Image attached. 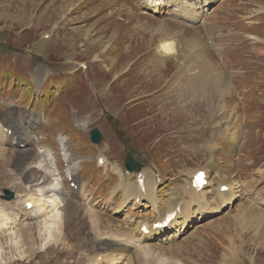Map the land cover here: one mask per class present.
<instances>
[{
	"label": "rangeland",
	"instance_id": "rangeland-1",
	"mask_svg": "<svg viewBox=\"0 0 264 264\" xmlns=\"http://www.w3.org/2000/svg\"><path fill=\"white\" fill-rule=\"evenodd\" d=\"M118 1H124V6H118ZM186 2L184 7L190 5V0ZM211 2L203 4L201 14ZM140 10L131 0H0V121L12 128L19 141L14 143L11 134V138L0 134V210L10 201L2 197L4 188L16 197L29 198V179L53 181L34 167L44 158V149L53 153L51 161H56L59 188L65 195L64 205L62 200L59 205L62 221L51 231L49 214L41 221L31 220L27 209L17 217L9 216L17 223L0 235V264H264V178L254 170L264 168V0H216L210 14L190 21L191 27L184 25L187 30L178 38L176 57L147 81L137 75L139 59L151 45V37L156 38L153 26L171 22L154 18L150 22ZM142 21L149 25L146 31ZM211 34L217 43L211 60L223 74L212 72L209 81L206 73L203 81L200 68L195 67L194 98L183 99L186 90L168 89L171 84L186 87L179 76L175 73L165 80L186 56L191 39L184 40L183 35L196 38L193 46L200 50L199 40L208 45ZM219 51L225 64L219 62ZM156 81L165 93H155ZM147 93L154 95L148 100L150 110L137 102ZM227 114L234 135L244 132L230 143L217 135ZM139 120L153 128L145 137L136 134L133 140H125L130 122ZM95 126L104 136L93 151L90 134ZM61 130L69 137L74 157L91 160L75 168L79 169L76 178L85 181L82 191L70 187L66 177L70 174L60 148ZM218 141L219 150L214 144ZM204 143L214 145L215 152L201 149ZM102 152L113 170L98 164ZM130 158L148 166L155 163L162 171L157 209L148 196L123 204L125 190L115 169L124 168ZM252 160L254 165L249 164ZM206 166L212 182H218V168L226 180L241 182L246 200L232 211L212 210L202 220H190L182 235L169 242L162 235L135 245L140 223L151 225L172 201L188 204L179 185L184 172ZM126 177V184H134L135 176ZM216 188L210 185V197ZM250 188L256 190L247 191ZM222 205L229 204L218 207ZM50 232L52 238L45 244Z\"/></svg>",
	"mask_w": 264,
	"mask_h": 264
},
{
	"label": "bare ground",
	"instance_id": "bare-ground-1",
	"mask_svg": "<svg viewBox=\"0 0 264 264\" xmlns=\"http://www.w3.org/2000/svg\"><path fill=\"white\" fill-rule=\"evenodd\" d=\"M211 1H213V0H190V5H188V7H184L185 5L188 4V2H186V0H144L143 3L145 5V4H147L149 2L148 5L152 6L154 11H156V12H164V11H166V9H168V6L172 2L179 3V5H183L182 9H184V10H180L181 8L177 7V8H175V14L177 16H179V17H182V18H186L187 17L189 19L196 20V19H198V17H200L201 11H204V9H205L203 4H206V3L211 2ZM195 3H197L196 6L198 7V9H196L193 6V4H195ZM126 8H127V6H126ZM63 10H64V8H63ZM9 19H12V18H9ZM162 33L164 35H169V33L167 31H164V30L162 31ZM163 49L166 52H170L173 49V43H165L163 45ZM212 81H213V79H212ZM24 140H26L27 142L29 141L26 138ZM59 140H60V143H61V150L63 152L62 154L65 157V160H66V162L68 164L67 167H66V171L70 175L74 174V171L75 172L77 171V169L75 170V168H76V166L78 165V163L80 162L81 159H77L76 157H74L75 154L72 151L71 152L74 155L70 152V147L66 143V139L64 137H59ZM12 141H13V139H12ZM20 141L24 142L22 139H20ZM41 155H43L44 158L42 160H39L34 165V167H36V168L42 170L44 173H46L47 174L46 177L47 176L52 177L53 181L52 182H47L46 179H39V178L29 179L27 181V187H26L27 194L29 195V198H26V197L22 198V196H17L13 201H6L5 202L6 203V208L0 210V221H2V220L4 221L3 224L0 225V235H2L4 233L3 232L4 230H6L8 228H12L13 226H15V223H17V222H13V220H12L13 218L12 217H17V215L22 211V209L29 210L30 219L33 220V221H41V220L44 219V217H43L44 215L49 214L48 217L51 218L50 219L51 222L49 224H47L49 231H51L53 225H56L57 223L62 221V219L59 217V215H61L59 205L61 204V200H63L65 195L64 196L62 195V193L60 191V188H59V186H61V180L59 182V178L56 176L57 164H56V161L55 162L51 161L52 158H53V153L51 152V150H48V149L41 150ZM102 156H103L102 157L103 163H104V165L107 166L108 160H107V158L104 155H102ZM186 170H188V169H186ZM198 170H200V169H198ZM189 171H190V169H189ZM189 171H185L184 173L189 172ZM197 171L196 170H192L190 172V174H192V175L188 176L186 179H184V184L182 186H180V189L182 191H184L189 196L188 200L185 199L188 202V204L180 205V201L181 200H177L176 202H174V205L170 204V207H169V210L167 211V213L165 215L161 216L153 224L149 225L147 223L144 226L145 228H142L141 224L143 222L140 223V234H139L138 237L135 236V237H137L134 240V242H135L134 244L135 245H136L137 242L142 244L145 241V239L151 240V239H155V238H157L159 236L162 237V235L165 236L164 240L165 239H172L173 237L177 238V236L182 235V231L187 227L188 223L190 222V220L195 215L196 216L199 215L198 218L206 217L208 215L207 213L212 212V210L214 211V208L209 205V200H208V196H207L206 187H204L203 189L200 190V189H198V188L193 186V184H194L193 181H192L193 180V176H194V174ZM119 173H120V176L122 177L121 186L124 187L125 195H126V199L123 201V204H125V202L128 201L129 199H131L132 197L136 201H139V200H141V198L143 196L153 195L154 204L158 207L159 203H158V201L156 199V195H155L156 194L155 193L156 185H157V180L158 179H157V177L155 176V174L152 171L148 172L147 175L145 173H143L144 177H145L144 181H143V184H141V182L140 183L137 182L135 184H129V185L126 184L127 182L125 180V176L123 175L121 170L119 171ZM208 185H211V181L208 182ZM221 185L222 184H220L218 186L217 195H216V197L214 199L216 204H217L216 207H218L219 205H221L223 203H228L229 207L230 206L231 207L234 206L235 202L233 203V201H235V197H241V194L235 195V192H234V189H233L232 185H229V189H230L229 191H225V190H222V189H221L222 190L221 191L219 189ZM239 185H240V183L238 184V186ZM10 191L12 192V190H10ZM172 195H173V193H172ZM9 196H10V194H7V193L4 192L2 197H3V199L6 200V199H9ZM174 196L172 198H174ZM28 203H32V206L30 208L27 207ZM192 204H195L198 208L194 209L191 206ZM262 204H264V202ZM171 214H173L174 217L169 223H167L168 226L166 228H163V226H161V225H158L157 227H154V225L156 223H160L161 224L162 222H164L166 220V218L169 215H171ZM239 215L240 214H238L237 216H239ZM9 216H12V217H9ZM243 216L240 217V218H243ZM17 220H18V218H16V221ZM210 223H211V221H210ZM168 231L170 232L169 234H167ZM50 234H51V232H50ZM51 238H52V234L49 235V237H46L45 244L49 243ZM133 239H132V241H133ZM231 240H232V238H231ZM132 241H129L127 243L128 246L131 245ZM235 245H236V243H235ZM163 264H170V263H166L165 262Z\"/></svg>",
	"mask_w": 264,
	"mask_h": 264
},
{
	"label": "water",
	"instance_id": "water-1",
	"mask_svg": "<svg viewBox=\"0 0 264 264\" xmlns=\"http://www.w3.org/2000/svg\"><path fill=\"white\" fill-rule=\"evenodd\" d=\"M100 139H101V134H100L99 130L97 128H95L93 130V133H92V140L94 142H99ZM127 165H128L129 169L135 168L136 170H139V168H140V165L137 164L134 160H131V161L128 160L127 161ZM4 192L7 193V194H10L9 199L14 197V192H11L8 189H4Z\"/></svg>",
	"mask_w": 264,
	"mask_h": 264
},
{
	"label": "snow or ice",
	"instance_id": "snow-or-ice-1",
	"mask_svg": "<svg viewBox=\"0 0 264 264\" xmlns=\"http://www.w3.org/2000/svg\"><path fill=\"white\" fill-rule=\"evenodd\" d=\"M203 173H199L198 175H197V180H202L203 179Z\"/></svg>",
	"mask_w": 264,
	"mask_h": 264
}]
</instances>
